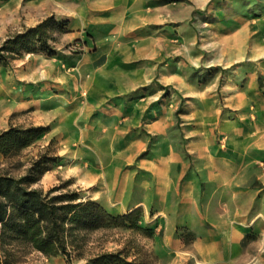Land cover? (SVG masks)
<instances>
[{"label": "rangeland", "instance_id": "1", "mask_svg": "<svg viewBox=\"0 0 264 264\" xmlns=\"http://www.w3.org/2000/svg\"><path fill=\"white\" fill-rule=\"evenodd\" d=\"M82 1L0 0L2 40L49 17L69 23L68 33L54 34L56 56L29 53L0 66V132L49 128L15 153L0 152V176L22 177L40 165L45 172L33 188L48 192L62 186L115 216L135 209H141L142 216L138 227L79 233L70 262L65 255L48 257L29 250L17 264H90L105 252H122L125 260L138 264H211L193 252L199 233L181 227L167 237L166 212L177 202L178 184L185 178H177L175 187L162 193L151 166L157 160L193 159L186 134L195 132L197 140L205 139L206 158L222 162V174L241 171L244 177H264V0L158 1L172 5L187 32H177L167 47L172 56L129 101L112 98L101 105L91 99L90 83L97 40L91 30L80 28L75 14ZM108 109L133 117L145 114L143 125L132 126L126 134L117 128L126 121L123 118H99L100 111ZM161 121L169 122V129L163 135L153 133L152 126ZM145 139L150 140L147 148ZM125 140L142 142L144 148H113L112 142ZM233 160L244 165L232 166ZM103 175H108V186L99 182ZM197 176L193 173L192 181ZM246 177L241 188L256 184ZM208 178L216 181L214 174ZM208 186L202 183L205 192ZM260 194L247 196L245 205L233 210L228 203L235 194L225 187L217 194L222 206L218 200V209L241 219L240 214L251 208L245 221L252 220L251 230L243 233L235 249L236 257L221 264H264ZM207 225L212 226L210 221Z\"/></svg>", "mask_w": 264, "mask_h": 264}, {"label": "crops", "instance_id": "2", "mask_svg": "<svg viewBox=\"0 0 264 264\" xmlns=\"http://www.w3.org/2000/svg\"><path fill=\"white\" fill-rule=\"evenodd\" d=\"M158 1L161 0H83L82 6L76 9L80 28L83 31L91 30L97 40L94 52L97 63L93 67L90 82L91 99L95 104L101 105L112 98L119 102L124 99L129 101L130 95L147 84L148 79L162 69L165 59L172 56L173 51L170 52L167 47L175 40L177 32H187V25L180 22V16L173 12L172 5L159 4ZM104 117L126 120L120 122L117 128L127 134L131 133L132 126L143 125L145 114L139 112L133 117L130 112L108 109L100 111L99 118ZM169 126V122L161 121L153 125L151 131L163 135ZM105 127V124H101V128ZM186 135L187 151L192 154L193 159L157 160L151 166L155 167L162 193L174 188L177 178H185L183 183L178 184L177 202H172V209L166 212L169 220L165 226L166 235L172 236L181 227L197 232L199 236L192 245L197 258L211 264L227 263L236 257L235 249L240 245L243 233L251 230V218L245 221L251 208H247L248 213L240 214L243 218H232L228 209H218V200L219 205L221 202L220 195L217 194L224 187L226 191L230 190L235 194L227 204L230 209L245 205L244 198L251 194L259 196L263 193L262 201L264 177L245 176L248 180L254 179L251 182L255 181L256 184L247 189L241 188L245 185V177L241 174L243 172L222 174V162L206 158L208 154L205 139L197 140L195 132H187ZM125 141L112 142L113 148L123 147L128 151L144 148L142 142ZM145 141L143 145L147 148L150 140L148 143L147 139ZM232 163L235 167L244 165L239 160H233ZM193 173H199L196 182L192 181ZM209 174L215 175V182H208ZM99 182L108 186V175L100 177ZM202 183L209 185L207 192H216L208 194ZM213 184L215 187H210ZM168 204L166 200L164 205ZM207 221L212 226L207 225Z\"/></svg>", "mask_w": 264, "mask_h": 264}, {"label": "trees", "instance_id": "3", "mask_svg": "<svg viewBox=\"0 0 264 264\" xmlns=\"http://www.w3.org/2000/svg\"><path fill=\"white\" fill-rule=\"evenodd\" d=\"M68 25V21L59 22L49 17L34 27L0 39V66L11 65L29 53L56 56L59 53L52 45L54 34L68 33ZM48 130L45 126H32L0 132V152L4 155L15 153ZM44 172V168L36 165L22 177L0 176V264H17L29 250L48 257L65 255L70 262L79 233L127 225L138 227L141 209L115 216L92 199L81 200L77 191L64 190L62 186L48 192L33 188L32 184ZM58 191L61 192L55 194ZM89 263L138 264L125 260L122 252H105Z\"/></svg>", "mask_w": 264, "mask_h": 264}]
</instances>
